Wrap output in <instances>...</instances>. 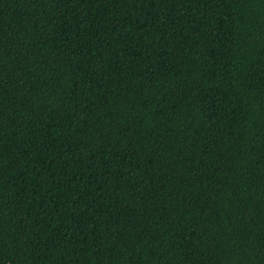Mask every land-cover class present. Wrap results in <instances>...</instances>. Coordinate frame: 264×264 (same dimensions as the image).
Here are the masks:
<instances>
[{"label":"trees","instance_id":"trees-1","mask_svg":"<svg viewBox=\"0 0 264 264\" xmlns=\"http://www.w3.org/2000/svg\"><path fill=\"white\" fill-rule=\"evenodd\" d=\"M0 264H264V0H0Z\"/></svg>","mask_w":264,"mask_h":264}]
</instances>
